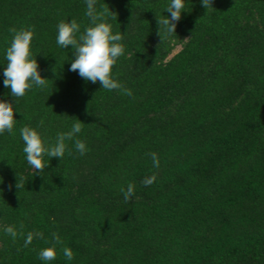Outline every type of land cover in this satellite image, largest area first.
Instances as JSON below:
<instances>
[{"label": "trees", "instance_id": "trees-1", "mask_svg": "<svg viewBox=\"0 0 264 264\" xmlns=\"http://www.w3.org/2000/svg\"><path fill=\"white\" fill-rule=\"evenodd\" d=\"M169 3L95 0L125 48L107 90L56 43L59 22L91 25L87 0H0V99L20 112L0 135V264H264V0H185L159 34ZM14 29L47 78L19 98L2 75ZM74 122L61 159L27 163L21 128L52 146Z\"/></svg>", "mask_w": 264, "mask_h": 264}, {"label": "clouds", "instance_id": "clouds-1", "mask_svg": "<svg viewBox=\"0 0 264 264\" xmlns=\"http://www.w3.org/2000/svg\"><path fill=\"white\" fill-rule=\"evenodd\" d=\"M208 0H202L207 6ZM87 15L91 18V25L81 32V25L75 20L70 22H59L57 24L56 43L67 48L71 46L74 58L71 60L69 71H76L85 81L96 83L99 81L101 88L107 90L122 89L123 86L114 78L113 66L117 63L118 57L124 54L125 48L121 43L122 36L119 32H113L110 24L103 22L102 14L97 13L94 8L95 0H87ZM185 0H170L163 19H158L159 34L161 28L164 34L176 33L177 22L185 12ZM99 21V22H97ZM14 35L6 48L4 58L7 60L6 67L3 68V84L9 88L11 96L14 98L23 97L33 86H46L47 78L41 75L36 57L33 58L31 44L34 33L31 29L13 30ZM161 36V35H160ZM127 94L130 90L123 89ZM14 113H20L19 109L13 107V103L0 99V135L5 132L12 134L18 119ZM81 123L74 122L67 132H60L56 136L55 144L48 146L42 139L41 133L36 129L25 126L20 129V136L23 141V152L26 160L36 170H43L45 164L42 162L45 155L62 158L67 149V140L81 132ZM75 148L81 154L88 149L82 140H75ZM70 151V149H69ZM153 162L159 165V160L155 153H152ZM147 183H151L148 180ZM123 191V190H122ZM134 192V187L129 184L124 191V198L129 199ZM6 232L13 237L16 232L12 227H8ZM32 235L29 234L25 243H30ZM64 255L71 260L72 251L64 249ZM39 257L42 261L49 262L56 258V251L53 247L44 248L40 251Z\"/></svg>", "mask_w": 264, "mask_h": 264}, {"label": "rangeland", "instance_id": "rangeland-1", "mask_svg": "<svg viewBox=\"0 0 264 264\" xmlns=\"http://www.w3.org/2000/svg\"><path fill=\"white\" fill-rule=\"evenodd\" d=\"M180 48H181L180 45L176 46L175 49L173 50V53L177 52ZM173 53H172V54H173Z\"/></svg>", "mask_w": 264, "mask_h": 264}]
</instances>
